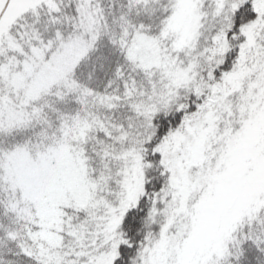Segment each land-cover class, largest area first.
Returning a JSON list of instances; mask_svg holds the SVG:
<instances>
[{"label": "snow or ice", "instance_id": "obj_1", "mask_svg": "<svg viewBox=\"0 0 264 264\" xmlns=\"http://www.w3.org/2000/svg\"><path fill=\"white\" fill-rule=\"evenodd\" d=\"M0 264H264V0H0Z\"/></svg>", "mask_w": 264, "mask_h": 264}]
</instances>
